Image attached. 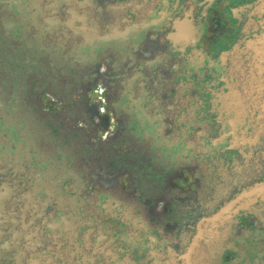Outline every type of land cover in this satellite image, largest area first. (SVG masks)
I'll return each instance as SVG.
<instances>
[{
	"label": "flooded vegetation",
	"instance_id": "flooded-vegetation-1",
	"mask_svg": "<svg viewBox=\"0 0 264 264\" xmlns=\"http://www.w3.org/2000/svg\"><path fill=\"white\" fill-rule=\"evenodd\" d=\"M190 263L264 264V0H0V264Z\"/></svg>",
	"mask_w": 264,
	"mask_h": 264
},
{
	"label": "water",
	"instance_id": "water-1",
	"mask_svg": "<svg viewBox=\"0 0 264 264\" xmlns=\"http://www.w3.org/2000/svg\"><path fill=\"white\" fill-rule=\"evenodd\" d=\"M42 106L44 107L43 104H42ZM112 122L110 121L109 125H112L114 130L118 129L119 125L117 124V122H115V123H112ZM23 124H25L27 126H29L30 124L31 125L33 124V125L37 126V128L39 126H43L44 128H40V129H44V132H38V133H41L44 137H46V136L55 137V139H57L59 142L67 139V141L69 143L70 141H73V140H71V138L77 139L76 136H79V134H80V132H77V133L69 136V134L71 132L65 131V129L55 125L54 122L49 123L48 119H46V118H41V119H38L36 117L35 118H29V121H27V119L23 118ZM47 125H50V126H47ZM48 127L50 130L48 129ZM138 133L139 132H135L136 136L138 135ZM166 157H167V148L166 147L163 149L161 148V151L160 152L157 151V153L153 156L154 160H157V161H160L162 159H166ZM127 184H128V182L125 183V185H127ZM197 246H198V244L194 243L190 247L189 251L186 254H184L183 256L190 259V260L193 257H200L202 259V261L205 259L207 260L210 257V254L208 252L200 251V249ZM214 253L215 252H212V256L214 255ZM190 264H192V263H190Z\"/></svg>",
	"mask_w": 264,
	"mask_h": 264
},
{
	"label": "crops",
	"instance_id": "crops-1",
	"mask_svg": "<svg viewBox=\"0 0 264 264\" xmlns=\"http://www.w3.org/2000/svg\"><path fill=\"white\" fill-rule=\"evenodd\" d=\"M71 107H75V105L72 106V104H71ZM134 122H135V120L133 119V120H129L128 123L134 124ZM65 123H68V121ZM128 131H129V129H126V131L124 130L123 132L120 133V139H119L120 143L119 144H121V142H122V146H124V147L126 146L125 142H128L127 138L133 136L132 132H128ZM22 134L24 136V143L23 144L27 147L28 150H31L32 147L35 146V144H36L35 136L39 135L40 133L35 132V129H33V128H31V129L27 128L26 130H24V132H22ZM152 136H153V139H152L153 147L155 150L160 152L161 149H159V148L161 147V144H163V141L167 142L166 144H169V139L172 137V134H170V132H152ZM122 138L124 140H121ZM155 139H158L159 142L155 141ZM165 161H167V160L162 159L159 162H165Z\"/></svg>",
	"mask_w": 264,
	"mask_h": 264
}]
</instances>
